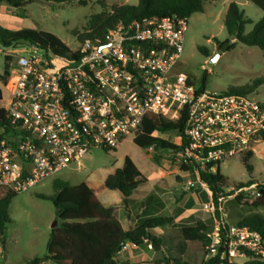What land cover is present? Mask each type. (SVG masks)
Here are the masks:
<instances>
[{
    "label": "built area",
    "instance_id": "obj_1",
    "mask_svg": "<svg viewBox=\"0 0 264 264\" xmlns=\"http://www.w3.org/2000/svg\"><path fill=\"white\" fill-rule=\"evenodd\" d=\"M188 30L189 19L177 16L121 22L104 38L85 40L71 59L30 42H22L26 49L8 48L16 63L2 108L14 134L0 137V190L27 192L94 150L115 152L142 134L149 113L171 121L186 116L176 132L180 149L171 155L180 167H192L198 181L200 171L215 172L228 159L263 149L264 101L197 90L179 69ZM243 193L262 196L257 188ZM204 210L214 214L213 202ZM220 231L216 222L206 233L211 244L204 264L218 255ZM246 251L264 257L263 238L229 225L224 258L234 264Z\"/></svg>",
    "mask_w": 264,
    "mask_h": 264
},
{
    "label": "rangeland",
    "instance_id": "obj_2",
    "mask_svg": "<svg viewBox=\"0 0 264 264\" xmlns=\"http://www.w3.org/2000/svg\"><path fill=\"white\" fill-rule=\"evenodd\" d=\"M138 3L139 0H88L87 6H81L79 3L56 5L45 0H35L24 4L20 9H15L7 3H0V26L10 30L30 28L51 32L73 51H77L87 39L85 35L93 16L111 13L114 6H136ZM231 3L238 4L245 16L252 21L246 25L245 34L250 33L254 25L263 17L262 10L246 0L216 2L208 0L205 4V12L195 14L189 19V30L179 69L190 76L197 90L224 93L231 87L245 86L255 78L264 76L263 52L259 48L248 47L241 43L233 45L235 41L224 27V19ZM226 43H228L227 47H225ZM16 47L26 49V45L22 43ZM199 47L208 48L212 57L219 53L220 56L212 67L208 66L211 58H206L199 51ZM223 48H226L224 52ZM9 50L0 45V85L4 90L5 98L12 90L10 74L7 75L6 71L10 73L16 63V58L8 55ZM205 75L207 81L204 84ZM251 96L258 101H264V86ZM4 104L6 101H2L0 107ZM155 137L176 146L181 143V136L176 132L155 134ZM171 154L167 149H161L158 154H151L147 149L138 146L130 137L115 152L94 150L79 163L72 164L27 192L18 193L9 211L12 224L2 239L4 244L0 243V264L4 260L7 264H25L26 260L47 253L49 234L53 224L58 220L53 203L39 199L37 195L53 196L54 182L57 180L70 186L86 183L95 189L98 198L105 206L121 204L122 195L104 188V184L109 174L124 166L127 157L134 162L141 173V179L145 182L129 198L132 211H137L142 202L151 199L152 208L147 211L146 217L160 215L175 217L177 227L193 226L200 221L211 230L217 221L214 214L204 210V206L212 202L211 193L193 173L180 172V166ZM242 158L236 156L226 160L221 166L222 173L235 183L254 181V188L259 189L258 185L264 188V146L252 155L249 162L253 168L252 172L247 170ZM161 175H164V179H161ZM189 182L199 186H188ZM159 192L166 194L169 200L168 203L164 202L166 206L162 209L161 202H154ZM242 197L241 202L235 198H232L226 206L224 205L227 201L224 202L223 215L226 222L234 224V221L252 215L264 218V206H254L256 198L249 193H243ZM117 215L124 226L126 224L124 210L119 209ZM159 231L160 229L155 231L158 236ZM152 246L149 244L148 248L153 250L154 246ZM146 249L140 248V250ZM184 250L182 240L176 238L164 246L162 253L166 256L159 261L166 264L169 261L172 264L182 256ZM247 260L248 258L245 257H237L233 259V263L243 264ZM43 264L57 263L52 261Z\"/></svg>",
    "mask_w": 264,
    "mask_h": 264
},
{
    "label": "trees",
    "instance_id": "obj_3",
    "mask_svg": "<svg viewBox=\"0 0 264 264\" xmlns=\"http://www.w3.org/2000/svg\"><path fill=\"white\" fill-rule=\"evenodd\" d=\"M35 0H0L15 9H20L24 4ZM47 2L61 5L79 3L87 6L88 0H45ZM208 0H139L138 5L114 6L111 13H102L93 16L88 24L85 37L88 39L104 38L109 30L115 28L121 22H130L143 18H165L177 16L190 19L195 14L205 12V4ZM260 8L263 12L262 19L257 22L252 31L245 34L246 25L252 23L236 3L228 6L224 19V27L227 33L235 41L233 45L241 43L248 47L259 48L264 56V0H246ZM22 42H30L43 49L52 51L62 58H75L77 52L73 51L58 36L51 32L24 28L10 30L0 26V45L11 48ZM84 42V41H83ZM232 45V46H233ZM199 51L206 57L212 58V54L206 47H199ZM9 75V71H6ZM207 81L204 76L203 83ZM264 86V76L255 78L250 84L241 87H231L229 93L251 95L260 87ZM5 93L0 86V102ZM186 124V116L171 121L160 115L149 113L145 116L141 131L142 134L134 142L143 149L155 145L158 150H179L180 147L168 141L153 137L154 133L166 134L170 132H182ZM0 128L4 133L0 136L8 137L14 134L13 126L8 118L7 112L0 107ZM264 140V131L262 133ZM252 153L243 157L242 161L249 172L253 171L249 164ZM180 172L193 173L189 166L180 167ZM200 179L212 194V202L215 207V219L220 224V236L222 244L218 255L212 259L210 264H228L224 258L226 244L228 241V223L223 215V204L230 198L242 201L243 191L254 188V181L249 183H235L222 174L221 168L215 172L209 169L200 171ZM144 184L141 173L134 162L127 157L122 168L116 169L109 174L105 180L104 188L119 192L122 195V206L128 220V227L124 228L117 219L118 206H105L98 198L95 189L81 183L70 186L61 181L54 182L55 194L50 197L37 195L39 199L51 201L56 209L58 226L52 229L48 243L47 254L42 257H34L26 260L25 264H43L53 261L57 264H119L118 255L123 248L132 243L142 246L145 242L157 246L166 245L176 238H180L184 244V253L174 260L172 264H204L211 240L207 236L209 228L202 222L193 226L177 227L171 226L173 217H148L145 214L151 205V199L142 202L136 212L130 209L129 198ZM262 196L257 199L254 206H264V188L258 185ZM18 193L10 190H0V243L7 230L12 224L10 218V207L13 199ZM247 227L261 235L264 240V218L252 215L244 218L238 224ZM165 229L163 236L158 239L151 231ZM3 243V242H2ZM4 244V243H3ZM248 261L243 264H264V257L253 252H245ZM157 264H166L158 261ZM168 264L169 263L168 261Z\"/></svg>",
    "mask_w": 264,
    "mask_h": 264
},
{
    "label": "crops",
    "instance_id": "obj_4",
    "mask_svg": "<svg viewBox=\"0 0 264 264\" xmlns=\"http://www.w3.org/2000/svg\"><path fill=\"white\" fill-rule=\"evenodd\" d=\"M213 2H216L217 0H212ZM1 86V85H0ZM2 102V101H1ZM0 102V103H1ZM156 134H161V133H156ZM222 172V171H221ZM223 174V173H222ZM229 178V177H228ZM161 179H164V175H161ZM144 184H145V182H144ZM143 184V185H144ZM142 185V186H143ZM197 184H195V186H196ZM199 186V185H198ZM141 187V186H140ZM139 187V188H140ZM138 188V189H139ZM137 189V190H138ZM208 190V189H207ZM212 195V194H211ZM168 197L166 196V194H162V192H159L158 193V195L156 196V198H154V202H157V201H159V202H161L160 204H161V206H160V208L162 209V208H165V203H168V199H167ZM232 200V198H230V199H228L227 200V202H225V205L224 206H226V204H228L230 201ZM165 202V203H164ZM211 203V202H210ZM152 204V203H151ZM115 205V204H114ZM119 208H118V210L119 209H122L121 208V206H122V202H121V204H116ZM113 206V205H112ZM140 206V205H139ZM151 206V205H150ZM149 206V210L152 208V206L150 207ZM139 208V207H138ZM131 209V208H130ZM118 210H117V213H118ZM123 210V209H122ZM138 210V209H137ZM134 212V211H133ZM136 212V211H135ZM149 212V211H148ZM147 212V213H148ZM117 213H116V215H117ZM146 213V214H147ZM146 214H145V218H148V217H146ZM125 216H126V213H125ZM161 216H163V215H160V216H158V217H161ZM117 219H118V215H117ZM173 219H174V222H173V224L171 225V226H176V218L175 217H173ZM118 221H119V219H118ZM226 221V220H225ZM241 220H238V221H234V224H232V223H228V225H237L239 222H240ZM120 222V221H119ZM122 225V224H121ZM123 226V225H122ZM124 228H127L128 227V220H127V216H126V224L123 226ZM157 229H155V230H153V231H151V233L155 236V237H157L158 239H160L162 236H163V234L165 233V229H163V228H161L160 229V231H159V236L158 235H156V231ZM51 231H52V229H51ZM51 231H50V234H51ZM50 234H49V237H50ZM48 240H49V238H48ZM47 243H48V241H47ZM3 244V243H2ZM149 244H152V243H149V242H145V244H143L142 246H136V245H134V244H132V243H128L124 248H123V250L120 252V254L118 255V261H119V263L121 262L122 264H157L158 263V261L160 260V259H162V258H165V256H166V254H163L162 253V250L164 249V246L165 245H163V246H160V249H162V250H157L156 249V247H153V250L152 249H150V248H148V246H149ZM153 245V244H152ZM141 247H145V248H147L146 250H140V248ZM47 254V253H46ZM46 254H44V255H46ZM43 255V256H44ZM42 257V256H41ZM242 257H245V258H247L246 256H242ZM248 261V260H247ZM50 262H52V261H48V262H46V263H50ZM2 263H4V264H7V261H3ZM1 263V264H2Z\"/></svg>",
    "mask_w": 264,
    "mask_h": 264
},
{
    "label": "water",
    "instance_id": "obj_5",
    "mask_svg": "<svg viewBox=\"0 0 264 264\" xmlns=\"http://www.w3.org/2000/svg\"><path fill=\"white\" fill-rule=\"evenodd\" d=\"M227 46H228V43L225 44V47H227ZM225 50H226V48H223V49H222L223 52H224ZM219 56H220L219 53H217L214 57H212V58H211V61L209 62V65H208V66H209V67H212L213 64L215 63V61L219 58ZM170 152L173 153L174 151H173V150H170ZM198 185H199V184H197L196 186H198ZM58 224H59L58 221H56V222L53 224L52 229L56 228V227L58 226ZM153 246L156 247L157 250H160V246H157V245H155V244H153ZM2 264H4V263H2Z\"/></svg>",
    "mask_w": 264,
    "mask_h": 264
}]
</instances>
